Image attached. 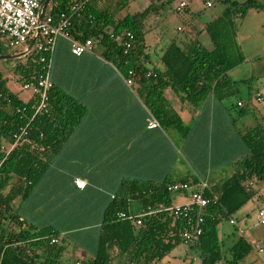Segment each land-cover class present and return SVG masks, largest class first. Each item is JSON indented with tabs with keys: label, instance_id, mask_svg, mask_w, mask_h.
Wrapping results in <instances>:
<instances>
[{
	"label": "trees",
	"instance_id": "trees-1",
	"mask_svg": "<svg viewBox=\"0 0 264 264\" xmlns=\"http://www.w3.org/2000/svg\"><path fill=\"white\" fill-rule=\"evenodd\" d=\"M51 1L53 6L49 12L56 20L62 13L67 14L71 21L69 30L74 38L92 39L94 45H102L105 57L123 73L134 69L135 80L142 84L146 103L154 115L164 125L179 128H183V123L178 114L160 104L161 101L166 102L164 89L171 87L183 101L193 105L211 95L230 96L233 92L225 93L226 83L230 81L229 72L246 60L237 42L235 20L251 10H264V2L259 0H221L227 4L225 9L203 29L210 35L213 49L204 47L199 39L201 32L190 28L186 31L189 40L170 43L161 56L162 67L150 70L139 61L144 47L145 21L174 0H152L148 7L138 12H131V0ZM74 6H77L76 10ZM121 12L125 15L121 16ZM126 30L136 35V45L129 54H124L118 41L111 38L112 33L120 36ZM15 68L24 85L37 80L43 63L40 56L33 61L29 55L26 62H19ZM149 71L153 75L147 77ZM36 104L34 95L27 101L23 100L9 87L8 79L0 72V264L63 262L68 245L76 241L72 236L76 229L38 228L25 219L20 220L19 212L13 208V202L25 198L32 186L40 181L48 163L46 155L61 146L67 133L87 111L84 104L53 86L50 111L38 114L28 126L26 140L8 153L7 142H13L14 133L29 123ZM243 139L248 147L243 158L245 169L204 191L211 203L203 234L194 245L201 252L203 264H238L254 250L255 240L242 233L228 248V256L218 231V225L224 219H236L239 223L235 215L264 190V122L248 128ZM183 181L198 184V179L192 177ZM174 204L173 193L167 190L166 183L129 182L106 209L91 257L79 260L82 264H130L132 261L159 264L176 246L185 242L181 237L185 224L166 209ZM119 211L147 214L138 224L137 220L119 219L116 216ZM67 236L73 238L70 244L66 243ZM53 238H57L58 243H52ZM40 251L46 253L44 260H39Z\"/></svg>",
	"mask_w": 264,
	"mask_h": 264
},
{
	"label": "crops",
	"instance_id": "crops-1",
	"mask_svg": "<svg viewBox=\"0 0 264 264\" xmlns=\"http://www.w3.org/2000/svg\"><path fill=\"white\" fill-rule=\"evenodd\" d=\"M207 2L213 5L208 6ZM177 4L173 6L174 9ZM205 4L208 8L215 5L210 0H206ZM46 6L50 11L53 2L48 0ZM189 10L188 3L180 14ZM162 13L164 11L148 18L143 30L144 47L140 51L139 61L150 70L162 67L161 56L170 43L189 40L186 35L173 39L160 50L154 61L147 52L146 35L149 27L153 26L149 21ZM120 15L124 16L125 12ZM217 16L204 19L200 24L189 20L191 28L201 32L199 39L207 32L203 30L206 25ZM6 42L0 41V49ZM212 44L214 47L213 41ZM28 47L24 45L18 48L21 52L17 56L19 59L25 55ZM230 72L225 93L237 90ZM51 79L57 90L84 104L87 111L67 133L61 146L46 155L48 163L40 181L32 186L25 198L16 199L13 208L23 220L38 228L55 226L64 231L73 230L48 217L49 213L55 216L57 210H66L68 219L85 225L89 244L85 246L86 250L77 249V252L67 255L63 261L66 264L91 257L98 243L106 209L129 182L167 185L192 177L198 179V183L207 180L211 187L223 182L224 174L230 177L238 171L236 158L240 134L231 108L220 96L211 95L198 105H193L183 101L174 89L168 87L164 89L166 102L161 101L160 104L178 114L183 128L166 126L156 116L161 126L149 128V118L154 113L146 103L142 84L135 80L134 85L129 86L116 65L105 57L102 45L95 43L93 53L77 56L72 52L71 42L61 36L56 39L52 53ZM32 96L22 99L27 101ZM214 145L217 146L218 163L223 167L212 179L210 166ZM75 178L85 180V188H79ZM173 200L174 203H183L188 200V193L175 192ZM247 222L248 217L243 226L235 224L239 231L244 230L241 233L246 234L256 226H263L257 224L258 221L254 227ZM92 229L94 232H90ZM89 233L94 234L91 236ZM46 257V253L40 251L39 260Z\"/></svg>",
	"mask_w": 264,
	"mask_h": 264
},
{
	"label": "rangeland",
	"instance_id": "rangeland-1",
	"mask_svg": "<svg viewBox=\"0 0 264 264\" xmlns=\"http://www.w3.org/2000/svg\"><path fill=\"white\" fill-rule=\"evenodd\" d=\"M179 1L180 0H174L172 3L167 4L162 10L164 13L156 15L151 19L152 21H149L153 26L149 27L150 30L147 31L146 35V43L148 45L147 52H149L154 61H156L158 53L167 43L173 39L177 40L186 35V31L191 28L189 20H194L196 24H200L204 19L208 20L211 17L220 15L227 5L221 0H210L213 1L215 5L213 8H208L205 4L206 0H185L189 3L190 10L182 15L173 7L175 3ZM237 1L245 2L246 0ZM259 1L264 2V0ZM151 2L152 0H132L130 10L131 12L142 11L148 7ZM199 15L202 16L199 18ZM179 27H183L184 30H179ZM235 28L237 31V42L246 60L238 67L231 70L230 75L232 79L236 81L237 90L230 96L222 97V100L231 108L236 119L240 134L236 166L238 170H244L245 165L243 163V158L248 152V147L243 139V134L248 128L254 127L260 122H264V100H257L258 94L264 96V10L254 9L242 18L237 17L235 20ZM200 40L204 46L212 49L213 44L207 32H204L200 36ZM20 53L18 48L8 43V41L6 44L2 45L0 56L3 57H0V72L8 79L9 87L17 92L21 98L26 100L32 93L29 90L23 89V85L19 80L20 75L15 67L21 61L26 62L28 60V54L23 55L21 59H19L20 57L17 56ZM240 99L247 104L244 110L237 104ZM177 132L178 131H176V133ZM216 150L217 146L214 145L210 166V170H212V179L223 167L218 163ZM228 177V175L224 174L222 180L224 181ZM262 190L263 188H260V191ZM263 205L264 190L258 198L250 200L248 204L235 215V217L240 220V226L244 225V220L248 217L247 223L254 227L258 221L259 209ZM56 212L57 214L55 216H53V213H49L48 217L57 219L59 224L64 226V228L76 229L72 234L76 240L75 243L72 242L73 238L67 236L66 243H72L68 245L65 257L77 252V249L86 250L85 246L89 244V240L88 235H86L88 231L84 230L85 225L78 224L79 222L68 219L66 210H62V212L57 210ZM218 231L223 249L229 256L228 248L233 245L234 241L238 239L242 233L229 219H224L219 223ZM90 232H94V229ZM89 234L92 236L94 233ZM246 237L250 240L264 237V226L256 227L253 231H247ZM159 264H202V256L197 247L182 242ZM238 264H264V256L259 255L253 250Z\"/></svg>",
	"mask_w": 264,
	"mask_h": 264
},
{
	"label": "built area",
	"instance_id": "built-area-1",
	"mask_svg": "<svg viewBox=\"0 0 264 264\" xmlns=\"http://www.w3.org/2000/svg\"><path fill=\"white\" fill-rule=\"evenodd\" d=\"M47 0H0V41H8L14 47L29 46L24 54L32 56L35 61L37 56H40V62L43 63L42 72L34 82H27L23 85V89L31 91L36 97L37 104L34 113L31 116L29 123L23 126L18 132L13 135V142L9 143L7 152L9 153L15 146L24 142L28 135V126L30 122L38 115L48 113L50 111V91L54 84L51 79L52 70V53L55 48L56 39L61 36L71 42L72 52L77 56H81L86 52H94V43L92 39L79 40L74 38L69 30L71 21L66 13H62L58 19L46 10ZM188 3L181 0L175 6V10L179 13L183 12ZM208 6H212V2H207ZM74 10L77 6L73 7ZM182 29V28H180ZM111 38L118 41L122 46L124 54H129L136 45V35L130 30L124 31L120 36L112 33ZM31 43H33L32 46ZM34 52V55H32ZM116 69L122 73L124 80L129 86L134 85L136 72L130 69L128 73H123L119 67ZM153 75L152 71L147 72L146 76ZM258 101H263V96L258 94ZM238 106L244 107L245 103L239 100ZM21 111V109H19ZM149 128L160 127L161 124L155 115L149 118ZM75 183L79 188H85L87 182L81 178H75ZM211 189L207 180H201L198 184L180 181L167 184L169 192H187L188 200L183 203H175L171 207H167L173 215L180 219L185 224V230L181 233V237L185 243L195 245L204 231L205 217L211 199L205 196L204 191ZM116 197V196H114ZM217 197H215L216 199ZM148 213H151L148 212ZM147 213L135 214L132 212L119 211L116 216L119 219L137 220L141 224V217ZM23 220V218H20ZM232 224H237L236 219H231ZM264 226V205L258 212V223ZM244 232L243 229H240ZM57 238L52 239V243H58ZM256 252L264 256V238L253 242ZM55 264H66L59 262ZM71 264H82L80 260H75ZM130 264H140L137 261H132Z\"/></svg>",
	"mask_w": 264,
	"mask_h": 264
},
{
	"label": "water",
	"instance_id": "water-1",
	"mask_svg": "<svg viewBox=\"0 0 264 264\" xmlns=\"http://www.w3.org/2000/svg\"><path fill=\"white\" fill-rule=\"evenodd\" d=\"M47 2H48V0L46 1L45 5L47 4ZM32 45H33V43H31V45H30V46H32Z\"/></svg>",
	"mask_w": 264,
	"mask_h": 264
}]
</instances>
